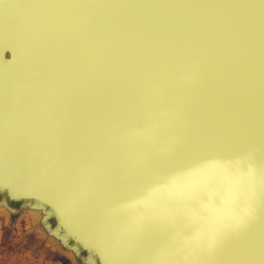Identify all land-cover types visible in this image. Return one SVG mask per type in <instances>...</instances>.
<instances>
[{"label": "water", "instance_id": "95a60500", "mask_svg": "<svg viewBox=\"0 0 264 264\" xmlns=\"http://www.w3.org/2000/svg\"><path fill=\"white\" fill-rule=\"evenodd\" d=\"M0 211L52 264H264V0H0Z\"/></svg>", "mask_w": 264, "mask_h": 264}, {"label": "rangeland", "instance_id": "374dc122", "mask_svg": "<svg viewBox=\"0 0 264 264\" xmlns=\"http://www.w3.org/2000/svg\"><path fill=\"white\" fill-rule=\"evenodd\" d=\"M24 217V219H29L31 223L35 221L34 216ZM0 221H3V223L6 222L4 225H6L5 227H8L2 228L3 235L0 237V264H52L51 262L53 261L52 259H54V256L49 259L45 255L38 254L32 248L33 245L30 242V237H25L28 241V243H25V240H19L16 236L14 237L11 234V229H14V225H17V223L16 221L9 223L8 216L3 211H0ZM34 229L37 232L35 227ZM34 242H36V240Z\"/></svg>", "mask_w": 264, "mask_h": 264}]
</instances>
